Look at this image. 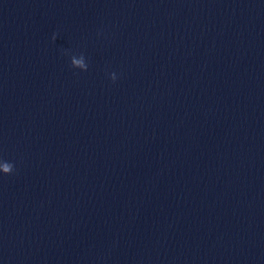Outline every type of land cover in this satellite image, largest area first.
<instances>
[{"label": "clouds", "instance_id": "obj_1", "mask_svg": "<svg viewBox=\"0 0 264 264\" xmlns=\"http://www.w3.org/2000/svg\"><path fill=\"white\" fill-rule=\"evenodd\" d=\"M5 171L7 172V171H8V169H7V168H5Z\"/></svg>", "mask_w": 264, "mask_h": 264}]
</instances>
